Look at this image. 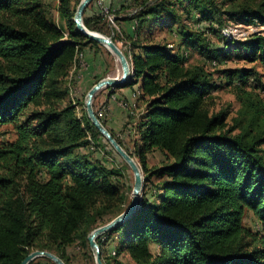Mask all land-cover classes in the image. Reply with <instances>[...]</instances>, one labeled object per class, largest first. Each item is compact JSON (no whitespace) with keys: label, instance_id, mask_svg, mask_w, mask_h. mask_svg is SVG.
I'll return each mask as SVG.
<instances>
[{"label":"trees","instance_id":"16d2710c","mask_svg":"<svg viewBox=\"0 0 264 264\" xmlns=\"http://www.w3.org/2000/svg\"><path fill=\"white\" fill-rule=\"evenodd\" d=\"M80 1L59 0L66 34L38 0H0V125L13 124L16 132L14 141L0 145V264H20L33 250L51 251L71 264L69 248L89 247V233L127 206L113 179L122 172L81 151L102 150L104 136L86 110L80 117L75 104L66 102L70 90L62 82L78 52L101 45L76 29ZM177 5L188 17L197 13L209 31H220L227 20L263 31L244 40L225 37L215 46L205 31L181 24L179 49L154 42L158 25L181 19ZM103 14L87 15L86 9L85 25L108 34ZM116 14L121 29L112 39L128 46L123 52L133 69L125 87L139 84L137 102L145 108L132 151L111 133L138 159L145 186L154 192L150 198L145 190L132 218L97 238L104 264L111 263L102 237L115 234V254L129 255L136 264H264V235L243 222L250 211L264 230V101L246 89L254 71H222L238 89L243 109L228 123L227 111L209 107L219 85L213 73L187 64L191 47L204 64L224 63L236 49L264 68V0H141L131 16ZM261 76L256 81L264 91ZM153 151L163 155L160 166H148ZM35 263L55 264L44 257L30 264Z\"/></svg>","mask_w":264,"mask_h":264},{"label":"rangeland","instance_id":"374dc122","mask_svg":"<svg viewBox=\"0 0 264 264\" xmlns=\"http://www.w3.org/2000/svg\"><path fill=\"white\" fill-rule=\"evenodd\" d=\"M45 9V14L48 20L58 25L62 28L66 34L68 33L67 26L65 22L59 16V0H38ZM141 0H93L89 6L87 7V15H96V14H105L104 8H108L109 13L112 16H116L117 12L120 13L121 17L131 16L133 11L136 8V4H138ZM148 3H152L155 0H147ZM102 2V3H100ZM124 4V9H120L118 4ZM187 3V2H186ZM112 6L117 7L112 8ZM177 13L179 15V21H175V23H171V18H168L167 22L163 21L162 25H158L155 29V34L152 36V40L154 42L169 44V46H173L174 49H179L182 46V38L179 35L181 24L185 25L188 30L193 31H205V35L209 38V41L212 45H220L225 41V37L227 39H236V40H244L249 35L253 33H259L263 31V28L257 25H249L245 23H234L233 21H226V25L220 31H209V23L208 22H199L197 21V13L194 12L191 17H188L184 9L177 5ZM103 16L102 25L108 34H105L109 37L116 36L119 33V25L116 23L115 19H109L106 15ZM174 22V21H173ZM175 24V25H174ZM174 30V31H172ZM173 32H175L173 34ZM102 33V32H101ZM119 47L122 50H127L128 48L123 45V42H117ZM94 48L95 51L91 52V56H86L85 48ZM233 47V46H232ZM83 49L82 52H78L76 56V61L74 63L73 69L68 77L63 79L64 87L69 88L70 96L66 100V102L72 101L77 109L78 115L81 117L85 109V97L89 89L100 79L106 76H116L121 74V66L118 58L112 54L107 47L100 45H92L87 46ZM92 50V49H91ZM188 50V62L189 66L193 65H204L207 70L213 73V79L219 83L218 87L212 91L210 96V109L213 112H217L219 110L227 111V122L233 123L235 118H240V113L243 110L241 102L237 97V88L234 84L228 83L226 77L223 76L222 71L225 69H251L254 71L248 80V84L246 85L247 90L254 91L257 96L264 101V91H262V86L257 84L258 81L256 75L259 78V75L264 74V68L261 64L258 63H250L248 60L244 59L243 52L238 53L236 49H233L228 57H226V61L223 63L221 61H215L213 64H204V57L199 53V51L192 47ZM84 72L86 74H90V77L93 76L92 81H88L85 78ZM256 73V75H255ZM89 76V75H88ZM261 81L264 83V76L260 77ZM220 80H222L220 82ZM261 84V83H260ZM258 85L259 87H257ZM111 88V87H108ZM113 88V87H112ZM106 89V88H105ZM103 90V89H102ZM100 92V91H99ZM98 94V93H97ZM94 97L93 106L95 111H97L98 115L101 117L105 114L110 113V107L108 104H103L100 108L96 106V97ZM32 108V107H31ZM101 110V111H100ZM100 111V112H99ZM102 112V115L100 114ZM135 138V137H134ZM16 139V132L13 124H1L0 125V145L8 142H12ZM131 139V137H129ZM133 141V139H131ZM123 141V140H122ZM129 140H125L126 147L130 149V143H127ZM93 145V144H92ZM102 150L97 149L96 146L92 149L84 148L81 149L83 152L90 151L94 158L104 160L105 163L109 167L118 168L122 175L116 176V183H118L119 187L125 193L126 197V205H128L131 201V193L134 185V174L129 165L112 149L111 145L105 138H101V146ZM133 150V146L131 147V151ZM135 160L139 163L138 159L134 157ZM163 160V155L159 151H153L148 153L147 155V163L149 167L160 166ZM103 161V162H104ZM140 167L141 164L139 163ZM142 168V167H141ZM153 179V178H152ZM145 180V178H144ZM158 178H154V181H157ZM150 184L143 187L142 196L144 191L146 190L147 195L152 198V193L154 190L152 187H149ZM244 225L252 229L253 231L260 232L261 235H264V230L260 221L256 218V216L247 211L244 217ZM104 235V234H103ZM116 235H112V237L107 239V237H102L103 240L106 241L105 244V253L104 256L108 262L111 264H136L129 255H117L115 254V244H116ZM102 236V235H101ZM113 240V242H112ZM151 250L153 253H158V247L156 245H152ZM69 253L71 256V264H96V260L94 254L89 247H83L82 245L75 244L69 248ZM44 263V261H40ZM104 262V261H103ZM41 263V264H42Z\"/></svg>","mask_w":264,"mask_h":264},{"label":"water","instance_id":"95a60500","mask_svg":"<svg viewBox=\"0 0 264 264\" xmlns=\"http://www.w3.org/2000/svg\"><path fill=\"white\" fill-rule=\"evenodd\" d=\"M92 1L93 0H81L79 5L77 6L75 15L73 17V20L76 23V29L78 32L84 34L89 39L94 40L107 47L108 50L118 58L121 66V74L116 76H106L96 82L86 94L85 108L88 118L90 119L92 124L104 136V138L120 155V157L129 165L134 174V185L131 193V201L126 206L124 211L106 224L96 227L88 235V242L94 254L96 264H104L97 238L103 234L119 228L120 226L128 222L137 211V208L139 207L142 199V191L144 187V172L135 158L127 152V150L112 135L110 130L103 124V122L97 116L93 106L94 97L101 89L108 87L125 86V84L130 80L133 74V69L123 50L117 43L113 41L111 37L99 31L91 30L85 25L84 13ZM40 257L48 258L55 264H66V262L61 257L48 250H33L21 261L20 264H30L34 259Z\"/></svg>","mask_w":264,"mask_h":264},{"label":"crops","instance_id":"0c3cea01","mask_svg":"<svg viewBox=\"0 0 264 264\" xmlns=\"http://www.w3.org/2000/svg\"><path fill=\"white\" fill-rule=\"evenodd\" d=\"M118 23H120V26L126 29V31L130 30L128 22L120 20ZM126 47L128 48V46ZM85 49L84 51H87V57L88 55L91 56V52L95 51L94 48L91 47ZM88 75L84 72L83 76L87 78L88 81H92L93 76L90 77V74ZM138 89L139 84L127 87L104 88L98 92L96 97L97 108H100L103 104H108L110 107V113L102 116L105 126L110 132L115 133L124 142L125 140H129L127 143H130V149L133 146V141L138 138V122L145 108L143 102H137ZM100 114L102 115V112ZM129 137H131L133 141L129 139Z\"/></svg>","mask_w":264,"mask_h":264},{"label":"built area","instance_id":"2783aa9c","mask_svg":"<svg viewBox=\"0 0 264 264\" xmlns=\"http://www.w3.org/2000/svg\"><path fill=\"white\" fill-rule=\"evenodd\" d=\"M100 3H102V2H100ZM104 11H105L106 16L109 17L110 20L111 19H115V17L112 16V14L109 13L108 8H104Z\"/></svg>","mask_w":264,"mask_h":264}]
</instances>
